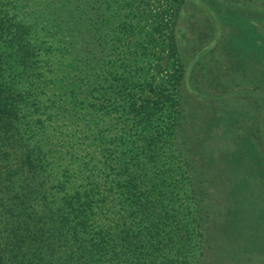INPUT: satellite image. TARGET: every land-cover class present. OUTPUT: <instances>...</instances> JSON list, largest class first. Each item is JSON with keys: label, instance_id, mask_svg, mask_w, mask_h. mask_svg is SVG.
<instances>
[{"label": "trees", "instance_id": "obj_1", "mask_svg": "<svg viewBox=\"0 0 264 264\" xmlns=\"http://www.w3.org/2000/svg\"><path fill=\"white\" fill-rule=\"evenodd\" d=\"M185 2L0 0V264H208L221 250L208 179L176 145ZM225 151L207 173L220 191L234 174V193L264 159Z\"/></svg>", "mask_w": 264, "mask_h": 264}, {"label": "rangeland", "instance_id": "obj_2", "mask_svg": "<svg viewBox=\"0 0 264 264\" xmlns=\"http://www.w3.org/2000/svg\"><path fill=\"white\" fill-rule=\"evenodd\" d=\"M257 30L264 41V0H186L177 19L185 71L176 145L198 162L197 180L208 179V240L222 230L221 250L209 246L208 264H264V46L251 45ZM227 150L260 155L261 173L234 193V174L223 172L220 191L207 173ZM233 158L224 160L239 166Z\"/></svg>", "mask_w": 264, "mask_h": 264}, {"label": "crops", "instance_id": "obj_3", "mask_svg": "<svg viewBox=\"0 0 264 264\" xmlns=\"http://www.w3.org/2000/svg\"><path fill=\"white\" fill-rule=\"evenodd\" d=\"M256 29V27H255ZM254 32V31H253ZM253 37H252V43L251 45L254 46V44H256L258 47H262L264 46V41L261 39V34H260V31L257 30L256 33H252L251 34Z\"/></svg>", "mask_w": 264, "mask_h": 264}]
</instances>
